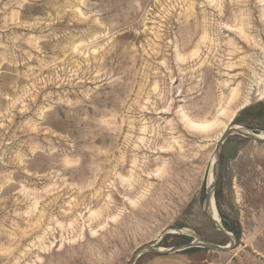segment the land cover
Masks as SVG:
<instances>
[{"label":"rangeland","instance_id":"1","mask_svg":"<svg viewBox=\"0 0 264 264\" xmlns=\"http://www.w3.org/2000/svg\"><path fill=\"white\" fill-rule=\"evenodd\" d=\"M25 4L0 0V264H128L145 244L189 243L183 229L228 244L203 212L206 183L236 113L264 134V0H116L107 23L111 0ZM70 115L77 136L58 126ZM242 141L264 150L230 135L214 193L236 246L177 252L187 264H232L262 235L264 155L239 166ZM33 148L49 165L29 175Z\"/></svg>","mask_w":264,"mask_h":264},{"label":"snow or ice","instance_id":"2","mask_svg":"<svg viewBox=\"0 0 264 264\" xmlns=\"http://www.w3.org/2000/svg\"><path fill=\"white\" fill-rule=\"evenodd\" d=\"M55 0H29V3L32 4V8H28V4H25V9L27 11H31L34 13H40L43 15L45 12H51L53 8ZM104 3L107 4L109 3V0H104ZM111 3L113 5L112 9L107 12V13H102L100 15V20L104 21L107 23V17L112 14L113 11H116V0H111ZM79 11V9H76ZM46 18V17H45ZM83 19H88V17H83ZM40 23H43V21H40ZM89 23H91V20H89ZM100 27H103V25H100ZM49 41L52 43H59L60 38H53L49 35ZM0 91L7 90V78L0 76ZM94 103L97 104V106H100V101H96L93 98ZM61 103H64L63 101ZM71 104V101L68 102ZM85 104L88 103V101H84ZM59 111V109H57ZM77 112H79V109H77ZM82 115V113H81ZM223 116V113L220 114ZM48 119L53 120L54 119V113L49 112L48 113ZM88 119V118H85ZM245 119H246V110L240 111L235 114V118L231 122V126H235L237 124H245ZM77 121V117L75 115H70L67 120L65 121L64 117L61 116V120L58 122V126L61 127V130L63 131L65 127L71 129L70 134L72 136H77L78 135V130L75 127ZM100 123H104L101 121ZM246 127H252L251 124H245ZM86 127L84 123H80V129L83 130ZM261 128H264V124L260 125ZM205 131H210L211 129L208 127V125L204 126ZM247 143V141H242L241 142V149H242V154L240 156V161H239V166H243L244 163H250L251 161L247 160L246 158L248 157L249 153L253 154V159L256 158L258 155H264V150H261L260 152H256L249 146L248 148H244V145ZM234 155L236 154L235 151L233 153ZM84 156V160L81 163V167L84 166V164L87 163V152H84L82 154ZM67 163V162H66ZM260 163L264 165V159L260 160ZM25 167L31 169L29 172V175L32 174V171L35 172H43L46 167L49 165V158L46 152H44L42 149L38 148H33V155L28 158L27 160L24 161ZM264 179V177H262ZM135 207V204L133 205ZM251 227V226H249ZM95 236L96 234L93 233ZM229 251H232V249H228ZM264 264V228H262V235H256L254 233H247V240L246 242L242 245L241 249L237 251L233 256H232V264ZM194 264H200L199 261L194 262Z\"/></svg>","mask_w":264,"mask_h":264},{"label":"water","instance_id":"3","mask_svg":"<svg viewBox=\"0 0 264 264\" xmlns=\"http://www.w3.org/2000/svg\"><path fill=\"white\" fill-rule=\"evenodd\" d=\"M234 134L238 135L240 137H243V138L244 137L248 138V139L256 141L258 143L259 142L264 143V136H260V134H263V133H261V132L255 133L254 131H252L251 129H248L246 127L241 126L240 128H237L235 126L230 125L229 128L226 129L221 134V136L217 142V145L215 147V151H214V155H213L214 159L210 165V170H211L210 174L212 176V180L210 183H208V181L206 183L207 186H206V190H205L206 195H205V199H204L205 202H204V206H203V212L207 216V218L210 221L213 228L217 232L219 231L220 233H222L225 236V238L228 241V244H226V245L214 244L208 240L200 238L193 231L190 230L191 232L187 233V235L189 234L192 237V240L189 241V243L177 245V246L170 247V248L158 247L157 243L145 244L144 246L139 247L138 249H136L133 252V254L130 257L128 264H135L136 259L145 253H151V254H155V255L174 254L175 252L189 250V248H203V247L210 249V250H213V251L227 252V251H229L228 249H233L236 246L235 235L223 227V225L220 222V218H219V221L218 220L216 221L214 214H213V207L215 208V211H216L214 193H215L216 183H217V179H218V175H219L218 169H219L220 159H221V155H220L221 148H222V145L224 144L225 140L230 135H234ZM216 214H217V211H216ZM181 233H186V232L181 230Z\"/></svg>","mask_w":264,"mask_h":264},{"label":"crops","instance_id":"4","mask_svg":"<svg viewBox=\"0 0 264 264\" xmlns=\"http://www.w3.org/2000/svg\"><path fill=\"white\" fill-rule=\"evenodd\" d=\"M187 251V250H186ZM159 254L150 259H146L144 264H187L181 257H176L175 254Z\"/></svg>","mask_w":264,"mask_h":264},{"label":"bare ground","instance_id":"5","mask_svg":"<svg viewBox=\"0 0 264 264\" xmlns=\"http://www.w3.org/2000/svg\"><path fill=\"white\" fill-rule=\"evenodd\" d=\"M194 124V123H193ZM206 124H202V123H200V124H196V126H198V127H200V126H202V128L205 126ZM195 126V127H196ZM235 127H237V128H240L241 126H239V125H235ZM201 128V127H200ZM260 136H264L263 134H260ZM211 180H212V176H211V174H210V176H209V178H208V183H210L211 182ZM213 214H214V217H215V219H216V221L218 220L219 221V217H218V214H216V211H215V208L213 207ZM187 229V228H186ZM182 231H185L186 233H190L191 231L188 229V231L187 230H185V229H183ZM179 233V232H178ZM161 248H163V247H161Z\"/></svg>","mask_w":264,"mask_h":264},{"label":"trees","instance_id":"6","mask_svg":"<svg viewBox=\"0 0 264 264\" xmlns=\"http://www.w3.org/2000/svg\"><path fill=\"white\" fill-rule=\"evenodd\" d=\"M189 249H195V248H189Z\"/></svg>","mask_w":264,"mask_h":264}]
</instances>
